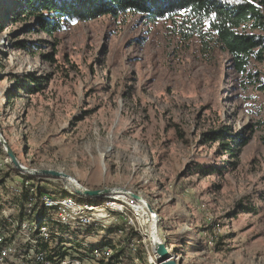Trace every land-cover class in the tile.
Instances as JSON below:
<instances>
[{"label":"rangeland","instance_id":"obj_1","mask_svg":"<svg viewBox=\"0 0 264 264\" xmlns=\"http://www.w3.org/2000/svg\"><path fill=\"white\" fill-rule=\"evenodd\" d=\"M16 9L0 0V131L18 160L142 196L180 264H264V91L178 19L127 12L49 35Z\"/></svg>","mask_w":264,"mask_h":264},{"label":"built area","instance_id":"obj_2","mask_svg":"<svg viewBox=\"0 0 264 264\" xmlns=\"http://www.w3.org/2000/svg\"><path fill=\"white\" fill-rule=\"evenodd\" d=\"M12 168L0 157V264H157L151 220L130 216L128 201H139L124 193L122 202L111 194L86 200L62 181L56 188L58 179ZM96 230L101 238L94 243Z\"/></svg>","mask_w":264,"mask_h":264},{"label":"trees","instance_id":"obj_3","mask_svg":"<svg viewBox=\"0 0 264 264\" xmlns=\"http://www.w3.org/2000/svg\"><path fill=\"white\" fill-rule=\"evenodd\" d=\"M14 1L17 5V11L12 13L14 19L32 20L49 35L62 31L70 22L89 21L104 15L119 16L127 12L140 13L153 20L178 19L185 38L196 36L204 51L227 53L231 69L241 75L247 85L264 91V74L255 67L256 63L264 62V0ZM260 123L264 125V120ZM226 135L225 130L211 131L208 139L221 141ZM229 138L238 148L249 141L240 133ZM260 140L264 144V134ZM234 146L227 144L224 149L231 154Z\"/></svg>","mask_w":264,"mask_h":264},{"label":"water","instance_id":"obj_4","mask_svg":"<svg viewBox=\"0 0 264 264\" xmlns=\"http://www.w3.org/2000/svg\"><path fill=\"white\" fill-rule=\"evenodd\" d=\"M0 147L5 153L6 157L9 159L11 166L20 172L33 175V176H46L52 177L55 179H60L64 183H66L74 193L87 197L89 199H102L103 197L112 194L115 190L110 188H100V189H90L85 186L78 184L74 179L69 177L67 174L55 170V169H34L27 167L26 165L22 164L18 158L16 157L15 152L12 150L8 142L2 136L0 131ZM131 197L135 201H139L143 203L151 215V223L149 226V237L151 243V250L155 256L157 264H180V262H176L175 259H172L173 253L170 252L168 249L165 241L160 236V233L157 228V218L156 214L150 208V205L147 201L140 195L135 194L130 191H121Z\"/></svg>","mask_w":264,"mask_h":264},{"label":"bare ground","instance_id":"obj_5","mask_svg":"<svg viewBox=\"0 0 264 264\" xmlns=\"http://www.w3.org/2000/svg\"><path fill=\"white\" fill-rule=\"evenodd\" d=\"M121 195H123L122 193H112L111 196L116 200V201H121ZM126 204V203H125ZM128 205L130 207H132L136 212L137 214L140 216L141 220H144L148 223H150V214L149 212L147 211L145 205L141 202H135V203H132V202H129L128 201ZM157 214V213H156ZM144 217V218H143ZM157 221L159 222L160 221V217L159 215L157 214ZM152 258H154V254H151ZM172 259H175V256H172Z\"/></svg>","mask_w":264,"mask_h":264}]
</instances>
